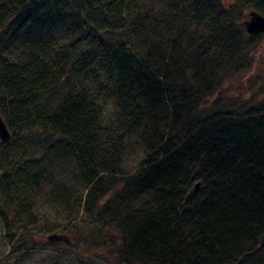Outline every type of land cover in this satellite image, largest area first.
I'll use <instances>...</instances> for the list:
<instances>
[{"label": "trees", "instance_id": "obj_1", "mask_svg": "<svg viewBox=\"0 0 264 264\" xmlns=\"http://www.w3.org/2000/svg\"><path fill=\"white\" fill-rule=\"evenodd\" d=\"M67 1L0 0V114L10 131L9 141L0 142V217L7 235L26 236L24 217L49 188L53 200L67 206L73 199L100 226L120 232L125 257L157 264H232L242 257L245 264L264 233V91L235 107L203 103L229 74L249 66L245 60L264 31L244 30L243 9L264 15V0H235L233 13L221 0H172L170 18L179 17L172 26L186 14L208 23L205 33L184 29L168 46L149 39L139 24L128 29L124 17L137 12L132 0H80L78 7ZM67 28L75 44L54 45L49 31ZM139 35L149 44L144 57L127 46ZM95 64L106 78L97 83L119 112L146 115L150 124L142 167L120 186L100 95L74 85L78 72L85 66L88 74ZM178 82L170 107L165 93ZM195 109L203 113L191 117ZM45 138L56 139L45 147ZM12 139L29 145V155L3 151ZM67 163L77 166L65 172ZM63 174L86 191L76 194L60 181ZM194 181L200 182L195 191ZM122 186L131 197L148 193L150 203L126 211L119 202L100 204Z\"/></svg>", "mask_w": 264, "mask_h": 264}, {"label": "rangeland", "instance_id": "obj_2", "mask_svg": "<svg viewBox=\"0 0 264 264\" xmlns=\"http://www.w3.org/2000/svg\"><path fill=\"white\" fill-rule=\"evenodd\" d=\"M222 4L226 7L228 13L235 12L236 1L235 0H221ZM80 0H68L67 7H78ZM135 4L137 12H132V22L128 15L124 18L125 24L128 29H132L133 25L139 24L142 27H146L149 30L148 37L151 40L159 39L164 46H168L169 40L172 37H176L182 30L188 29L194 31V36L205 33L208 18L195 22L189 15H183L184 17L178 23L177 26H172L171 22L177 23L179 17L175 16V20L170 18V12L172 11V0H132ZM140 9V10H138ZM245 19L248 18L247 8L243 9ZM244 19V20H245ZM72 19L69 20V24L72 29L75 27ZM135 27V26H134ZM153 29L155 32H153ZM73 30L59 31L53 35L52 30L49 31L48 37L51 38L54 45L60 44H75L76 38L73 34L69 33ZM131 36L134 34L131 30ZM184 37L186 34L182 32ZM68 34V35H67ZM148 35V32L145 33ZM46 36V34H45ZM129 38L127 46H131L133 50L139 56H145L149 44H142L146 38L142 36H135ZM4 40L0 37V49L3 46ZM80 47V45H78ZM213 51H211L212 53ZM211 53H208L210 56ZM248 62V67L244 71L239 73H231L221 83L220 87L216 90L210 99L203 104L218 106H236L241 101L246 102V99H253L260 91H264V36L258 42L250 56L245 60ZM85 63V62H84ZM86 66V63L84 64ZM84 66V68H85ZM90 71L88 74H83L82 68L80 75L74 78L75 88L79 91H86L90 95H100V107L102 108L103 123L113 131V136L108 143L109 151H113L116 145L115 160L117 161V167L114 168L117 177L121 179L117 180L119 186L120 182L124 183V178L131 177L137 173L142 167V162L145 159V155L148 150V141L146 137L151 136V129L149 128L148 119L143 116L142 119H134L129 117V114L125 109L118 110L116 101L112 98V95L106 91V88L98 85V79L106 80L100 73V69ZM151 67V65H150ZM89 69V68H88ZM228 75V74H227ZM165 83V82H163ZM98 85V86H97ZM178 85H170L165 93L167 97L168 105H172L175 96L178 97ZM103 86V85H102ZM107 92V93H106ZM171 107V106H170ZM204 108V107H202ZM220 108V107H219ZM191 117H197L198 114H202V110L195 109L191 112ZM170 119V114L167 118L159 119L157 122V131L163 132V127L167 125ZM166 121L167 123H164ZM193 123L192 121H189ZM155 134V132H152ZM180 135L181 132H178ZM56 138H45V147L50 145ZM154 139V137H153ZM35 140H31L30 144H34ZM32 149H36L33 145ZM18 151L26 156L31 152L29 145H23L19 140L14 143V140H10L9 144H6V148L3 151L8 153ZM76 163L65 164V172L76 168ZM60 179L68 184H71V189L76 194H83L86 191V187L78 185L79 179L66 180V174ZM192 185V183H191ZM123 189L120 188L119 192H109L105 199L103 198V207L116 206L127 207L124 211L130 210L134 207H142L143 204H148L149 194L144 193L137 197L129 196L126 191V186ZM126 188V189H125ZM49 188H45L44 194H40L37 201L27 211V217H24V222L27 223L24 228L26 236L17 233L12 237L7 235L4 221L0 217V264H149L151 260L139 257H125L120 254V241L122 235L114 229L106 230L100 226L91 212L83 211V208L74 203L71 199L67 206L60 204L58 201L53 200L48 194ZM198 196H201V191H198ZM53 232L66 233L71 239L72 244L67 245L62 241H49L46 236ZM113 237V238H112ZM112 240H115L113 242ZM253 248L254 252L252 256L246 254L250 258L253 255L264 254V245L259 247L253 245L248 249ZM242 258V257H241ZM243 259V258H242ZM259 260L264 263V258L258 256Z\"/></svg>", "mask_w": 264, "mask_h": 264}, {"label": "water", "instance_id": "obj_3", "mask_svg": "<svg viewBox=\"0 0 264 264\" xmlns=\"http://www.w3.org/2000/svg\"><path fill=\"white\" fill-rule=\"evenodd\" d=\"M243 26L244 30L249 33V34H256V33H261L264 31V15L261 13H258L255 10H249L248 12V18L243 20ZM10 139V131L2 118L0 114V142L1 143H6ZM199 181H196L193 184V189L194 191L198 189L199 186ZM46 238L49 241H62L67 245H71L72 241L68 237L66 233H61V232H53L50 233L46 236ZM258 242L259 244L263 245L264 244V234H260L258 236ZM149 264H157L156 262H151Z\"/></svg>", "mask_w": 264, "mask_h": 264}, {"label": "flooded vegetation", "instance_id": "obj_4", "mask_svg": "<svg viewBox=\"0 0 264 264\" xmlns=\"http://www.w3.org/2000/svg\"><path fill=\"white\" fill-rule=\"evenodd\" d=\"M262 234H264V233H262ZM253 245H258L259 247H263V245H261V244H259V242H257V243H255V244H253ZM252 247V246H251ZM253 251V248L251 249V250H249V251H247L246 253H245V255L246 254H248L249 256H252V254L255 252H252ZM249 256H247L246 258H247V260L245 261L246 263L245 264H264V263H262V261H260L259 260V263H258V260H257V258H258V256L260 257V256H262L263 258H264V254L263 253H261V254H259L258 256L257 255H253V257H249ZM232 264H243L242 263V258L241 257H239L235 262H233Z\"/></svg>", "mask_w": 264, "mask_h": 264}, {"label": "bare ground", "instance_id": "obj_5", "mask_svg": "<svg viewBox=\"0 0 264 264\" xmlns=\"http://www.w3.org/2000/svg\"><path fill=\"white\" fill-rule=\"evenodd\" d=\"M195 182H196V181H194V183H195ZM194 183H193V184H194ZM199 187H200V183H199L198 189H199ZM198 189H197V190H198Z\"/></svg>", "mask_w": 264, "mask_h": 264}]
</instances>
